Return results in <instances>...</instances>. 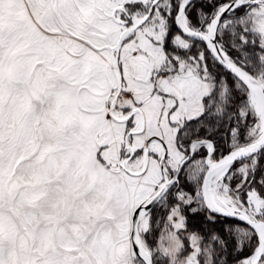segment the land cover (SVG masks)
Instances as JSON below:
<instances>
[{
    "label": "snow or ice",
    "instance_id": "1",
    "mask_svg": "<svg viewBox=\"0 0 264 264\" xmlns=\"http://www.w3.org/2000/svg\"><path fill=\"white\" fill-rule=\"evenodd\" d=\"M0 264H264V0H0Z\"/></svg>",
    "mask_w": 264,
    "mask_h": 264
}]
</instances>
